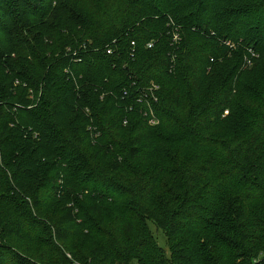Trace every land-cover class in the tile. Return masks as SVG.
<instances>
[{"label":"trees","instance_id":"obj_1","mask_svg":"<svg viewBox=\"0 0 264 264\" xmlns=\"http://www.w3.org/2000/svg\"><path fill=\"white\" fill-rule=\"evenodd\" d=\"M259 58L264 0H0V264H264Z\"/></svg>","mask_w":264,"mask_h":264},{"label":"rangeland","instance_id":"obj_2","mask_svg":"<svg viewBox=\"0 0 264 264\" xmlns=\"http://www.w3.org/2000/svg\"><path fill=\"white\" fill-rule=\"evenodd\" d=\"M13 56V55H12ZM257 64V65H256ZM254 65H256L254 67ZM260 74V73H264V58L261 59L259 58V60L255 61L253 64H250L248 67H247V80L250 82L251 79L256 75V74ZM228 113V111L225 112V115ZM69 121V118H67V122ZM234 122L235 119H234ZM62 203V202H59V204ZM149 226H150V229L152 230L154 236L157 238L158 240V243L162 246V247H166V241H165V237L161 231V229L157 228V226L152 223V222H149ZM84 232V231H83ZM79 233L77 234V236L75 237L73 243H75L76 241L80 242L83 238V234L84 233ZM129 264H138L137 261L135 260H132Z\"/></svg>","mask_w":264,"mask_h":264},{"label":"built area","instance_id":"obj_3","mask_svg":"<svg viewBox=\"0 0 264 264\" xmlns=\"http://www.w3.org/2000/svg\"><path fill=\"white\" fill-rule=\"evenodd\" d=\"M180 40V35H179V32L178 30L175 28L173 29L172 31V41L173 43H177L179 42ZM131 44L133 45L134 42L132 41ZM153 45V42L150 41L147 43V47H151ZM107 52L109 53L110 52V49L107 50ZM157 85H155L154 83H152L150 86H149V91H150V97L153 99V100H156V96H155V90H157ZM144 96H146V94H144ZM144 96L140 97L139 98V101L142 100V98H144ZM147 112H148V123L150 125H155L158 123V119L157 117L154 115L153 111H152V108L150 107V104H147ZM147 112H145V115L147 114Z\"/></svg>","mask_w":264,"mask_h":264}]
</instances>
